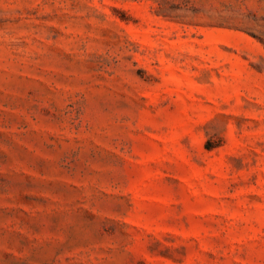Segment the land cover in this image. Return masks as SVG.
<instances>
[{
  "label": "rangeland",
  "instance_id": "rangeland-1",
  "mask_svg": "<svg viewBox=\"0 0 264 264\" xmlns=\"http://www.w3.org/2000/svg\"><path fill=\"white\" fill-rule=\"evenodd\" d=\"M0 264H264V0H0Z\"/></svg>",
  "mask_w": 264,
  "mask_h": 264
}]
</instances>
